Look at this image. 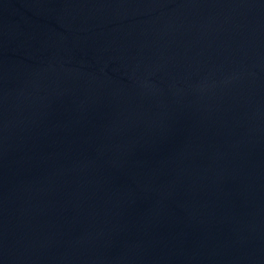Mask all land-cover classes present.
Returning <instances> with one entry per match:
<instances>
[{"label": "water", "instance_id": "95a60500", "mask_svg": "<svg viewBox=\"0 0 264 264\" xmlns=\"http://www.w3.org/2000/svg\"><path fill=\"white\" fill-rule=\"evenodd\" d=\"M0 264H264V0H0Z\"/></svg>", "mask_w": 264, "mask_h": 264}]
</instances>
